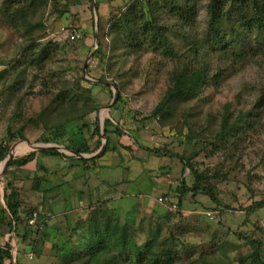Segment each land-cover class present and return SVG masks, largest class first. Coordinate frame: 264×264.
<instances>
[{"label":"rangeland","instance_id":"obj_1","mask_svg":"<svg viewBox=\"0 0 264 264\" xmlns=\"http://www.w3.org/2000/svg\"><path fill=\"white\" fill-rule=\"evenodd\" d=\"M130 1L99 0L97 8L92 0H82L78 4H74L76 0H71L73 4L68 12L61 13L66 8V1L56 3L50 0L47 8L39 9L33 19L36 27L32 34L36 43L52 42L48 50L53 59L40 69L36 65H28V40L22 37L23 29L9 26L5 15L7 0H0V72L4 73L0 79V138L10 131L23 133L25 139H17L11 144V148L15 146L16 156L32 151L29 144H45L38 139L46 132V124L50 123L48 113L53 109L51 104L57 78L50 81L52 72H62L65 78L70 79L76 77L81 68L83 74L84 64L88 61L87 76L93 80L111 81L114 71L124 74V78L120 79L123 80V100L119 110L111 111L118 100L107 109L114 98L112 87L109 89L105 88L106 85L96 84L91 88L90 83L93 82L88 79L90 83H84L85 88L91 90L89 100L101 106L96 114L87 116L82 123L88 122L94 129L97 118L101 137L106 119L111 120V130L120 126L124 131L123 137L115 133L111 134L114 137L110 136L113 141L111 149L117 148L116 152L110 150L95 162L87 164L74 161L73 164L78 165L72 169L70 160L40 153L26 168L17 172L11 170L0 178V244H9L13 254L5 264H17V259L21 264H62V258L57 257L55 238H59L58 243L68 239L69 246L77 245L81 234L88 228L86 221L92 215L93 206L96 207V202L104 199L105 189L100 187L104 180L110 183L119 175L125 180L137 176L133 184L127 183L129 188L135 190L147 181L144 194L149 193L154 198L162 192L169 193L163 187L166 183V187L170 185L173 188L169 196L179 202L178 188L183 179L192 185L196 176L180 158L157 155V149L163 153L191 157L194 168L206 177L204 181L215 186V193L221 202L218 206L204 194L194 196L188 193L182 201L184 219L171 216L169 220L170 217H164L169 222L166 232L173 229L181 235L182 245L187 246L179 264H242L240 259L253 249L248 239L262 243L264 259V207L251 209L254 202L264 200V107L245 115L264 92V36L260 44L253 42V36H250L251 41L249 43L247 39L245 47L250 55L243 52L240 58L234 53L209 54L207 50L203 51L212 73L218 66L224 70L220 86L205 88L195 98L176 102L172 116L159 120L151 115L168 90L173 64L162 59L158 53L149 51L135 56L125 55L123 50L114 52L110 65L107 63L111 54L110 22L119 13V8H124ZM11 3L13 1H8L7 6ZM206 6L207 0H201L194 30L196 37H202L207 32ZM74 30L82 36L78 42L67 38ZM97 45H101L103 53L96 56ZM233 45L242 48L238 44ZM254 46L259 49L249 51L248 48H256ZM92 51L94 55L88 59ZM111 65H114L112 71ZM23 69L25 71L21 73ZM227 112L231 114L230 121L239 115L245 116V119L240 123L238 136L219 141L217 134ZM74 127L69 125V132ZM83 131L94 152L81 154L97 153L104 139L96 150L100 138L96 136L93 139L87 130ZM64 153L74 155L68 151ZM194 153L196 155L193 156ZM41 166L57 173L48 174ZM36 173L49 175L39 192L32 188ZM72 174L76 178L74 181ZM10 181L19 191L22 209L23 219L18 223V231L22 232L26 225L25 210L36 207L45 216V221L29 224L25 239L9 226L6 200L10 193L7 190ZM87 186L96 189L90 192L85 190ZM137 203V198L113 197L102 206L101 211L107 215L109 209H114L119 216L126 217V207L130 209L137 205L138 212H135L138 219L143 215ZM215 209L219 210V215L214 220L203 215L207 210ZM160 214L170 215L155 211L150 217L158 218ZM162 218L155 222H160L165 230ZM39 229L41 231L37 232ZM140 236L144 238L145 232H140ZM189 252L192 254L187 255Z\"/></svg>","mask_w":264,"mask_h":264},{"label":"trees","instance_id":"obj_2","mask_svg":"<svg viewBox=\"0 0 264 264\" xmlns=\"http://www.w3.org/2000/svg\"><path fill=\"white\" fill-rule=\"evenodd\" d=\"M8 1H13L7 6ZM50 0H7L5 2L7 22L11 28L22 30V37H26L28 44L26 49L28 53V65H36L40 69L45 66V63L52 60L48 47L52 44L51 41L46 43H36V39L32 34V30L36 27L33 22L34 17L41 8H47ZM59 3V0H53ZM66 1V8L61 12H68L69 6L73 4L71 0ZM82 0H76L74 4L80 3ZM201 0H131L124 8H119V13L111 20L109 26V36H111V54L109 62L113 57L114 52L123 50V54L141 55L146 52L158 53L162 59L169 60L172 64L170 72V85L162 100L157 104L152 112L153 118L159 120L168 119L172 116V109L176 102L180 100H189L195 98L199 93L208 87H218L224 77V70L216 68L215 72L210 71L209 60L203 51L207 53H234L238 58L242 53L249 52L245 50L247 39L249 43L253 36V42L260 44L264 36V0H207L206 13L207 32L202 37H196L194 30L200 13ZM99 0H96V7L99 8ZM57 10V7H56ZM100 19V18H99ZM99 29L101 24L99 23ZM81 39V38H80ZM80 39H76L78 42ZM233 43L240 45L242 48L235 47ZM57 46V44H55ZM256 47V46H254ZM25 49V48H24ZM249 51L257 50L256 48H248ZM102 54L101 45L96 51V56ZM250 55V54H249ZM114 69L111 65L110 70ZM26 70V68H25ZM21 70V73L25 71ZM82 72V68L80 69ZM8 72V71H7ZM76 77L67 79L62 72H52L50 77L53 81L57 78L52 104L53 109L48 113L50 123L46 124V132L39 137V142L45 144L65 145L79 153H93V148L90 147V141L84 137V131L87 130L92 138L98 137L100 141L98 150L101 146L102 137L98 126V119L92 123L95 128H91V124L83 122L87 116L96 114L100 108V104H93L90 98V88H85L84 83H90L83 77L82 73ZM4 73L0 72V79ZM124 74L120 71H114V76L111 81L115 83L119 90V99L111 108L112 110L120 109L122 97V81L120 80ZM49 77V79H50ZM105 79V78H103ZM102 81V80H101ZM104 81V80H103ZM91 88L96 87V84L90 83ZM105 88L111 89L110 85ZM82 101V102H81ZM264 107V92L259 96L256 105L245 115H248L254 109ZM42 116V115H41ZM231 114L227 112L223 116L220 131L217 134L219 141L238 136L240 123L245 116L239 115L233 121H230ZM111 120L106 119L104 122V134L107 138V145L102 156L94 158H79L74 155H68L54 149L32 150L22 156H16L10 164L9 171L17 172L19 169L26 168L29 164L36 160L38 154L56 155L62 159L71 161V169L75 168L73 162H83V164L95 162L103 157L107 152L117 151V148L110 146L113 141L110 137L112 133L122 135L124 131L120 126H116L115 130L110 129ZM74 125V130L69 132L68 126ZM95 130V132H94ZM17 139H25L21 131L9 132L6 136L0 138V167L8 156L11 144ZM136 141V139H134ZM38 142V141H37ZM100 145V146H99ZM129 145V144H128ZM125 146V145H124ZM129 147V146H126ZM160 156H173L180 158L185 163L186 168L196 176L195 182L190 185L187 180L183 179L181 186L178 188L180 192V200L177 202L179 211L173 213L169 210L170 215L160 214L158 218L142 216L137 219L136 212L125 214L126 217H121L114 209H109L107 215L101 211L102 206L107 200H98L96 207L93 206L91 217L87 219L88 228L81 234L77 245L72 247L68 245V239L58 243L59 238H55L54 243L57 250V257L62 258V264H179L183 260L181 255L187 246H183V240L173 229L166 232L169 228L165 216H174L179 219H184L182 204L183 198L188 193L194 196L204 194L210 200L221 205L220 200L215 193V186L204 181L206 177L194 168L191 163V157L185 158L184 155L178 153H163L160 150H155ZM196 153L193 154V156ZM42 170L50 173L45 167H40ZM49 175L35 174L33 177L32 188L39 192L42 184L47 181ZM67 182V181H66ZM7 190L10 191L7 197V211L9 212V226L13 231H18V223L22 222L21 203L19 202V191L15 188L13 182L7 184ZM172 191V190H170ZM170 193V192H169ZM162 194L169 196L170 194ZM174 198V197H173ZM264 207V200L256 201L252 204L251 209ZM5 209V213H6ZM114 210V212H113ZM169 211V212H168ZM212 211V210H207ZM206 211V212H207ZM219 215V210H214V218ZM37 213V222L45 221V216L37 211L36 207L25 210L26 225L22 232L17 234L23 239L27 237L29 231V220ZM44 217V218H43ZM163 217V218H162ZM165 220V230L158 219ZM84 225V224H83ZM41 230H37L40 232ZM187 231V230H186ZM185 231V232H186ZM140 232H145V237L140 236ZM185 235V233H184ZM241 236L242 234H238ZM178 236V237H177ZM252 245L251 252L240 259L242 264H264L261 245L258 240L248 239ZM55 250V251H56ZM56 253V252H55ZM189 252L187 255H191ZM12 247L9 244H0V264H5L7 259H12ZM17 264H21L17 259Z\"/></svg>","mask_w":264,"mask_h":264},{"label":"crops","instance_id":"obj_3","mask_svg":"<svg viewBox=\"0 0 264 264\" xmlns=\"http://www.w3.org/2000/svg\"><path fill=\"white\" fill-rule=\"evenodd\" d=\"M111 137H114V136H111ZM126 145H128V144H126ZM112 152H115V151H112ZM124 168H125V166H124ZM129 170H131V169L129 168ZM72 176H73V181H74V179H76L74 177L75 175L72 174ZM136 178H137V176L135 178H133V179L131 177H128L125 180V177H120V175H119L118 177H116V179H115L114 182H110L109 183L108 180H107L108 182L106 180L102 181L100 187H102V190L105 189L104 192H103V194H104L105 197L103 196L104 199H102V200H107V202L109 203L112 200L113 197H115V198H121V199L123 197H133V198H137L138 199V203L140 204V207H141V214L143 216H146V217H150V215H152V213H154L155 211H158V212L159 211L160 212L164 211L165 208L162 207L161 205H159L158 203H156L157 202V197L158 196H161L163 192L160 193L156 198L151 197L149 195V193L144 194V192L146 190L144 188H147L148 187L147 181H143L141 187H138L135 190H132L131 188H129V186H128L127 183L133 184L134 181L136 180ZM135 183L137 184V182H135ZM158 187L160 188L161 187V184L158 185ZM163 187L166 190H169V192H170V190L173 189L172 186H170V185H167V187H166V183L163 184ZM93 189H96V187H93V188H90L88 186L85 187V190L90 191V192H92ZM150 190H152V189L150 188ZM164 192H166V191H164ZM85 193H86V191H85ZM139 204H138V207H139ZM136 206L134 208H130V209H128L126 207L125 210L130 211V212H133V211L138 212V209H137Z\"/></svg>","mask_w":264,"mask_h":264},{"label":"water","instance_id":"obj_4","mask_svg":"<svg viewBox=\"0 0 264 264\" xmlns=\"http://www.w3.org/2000/svg\"><path fill=\"white\" fill-rule=\"evenodd\" d=\"M92 4L95 7L96 1L92 0ZM96 41H97V44H98L99 43L98 34L96 36ZM97 46H99V45H97ZM94 51L91 52V54H90L88 59H90L94 55ZM87 64H88V61L84 64V67H83V75H84V77L86 79L90 80L91 82H93L95 84H98V85L101 84V85H106V86L110 85L113 88L114 98H113L112 102L107 106V109L109 110L111 108V106L118 100V98H119V90H118L117 86L115 85V83H111V82H108V81H97V80H93L90 77H88L87 76V72H86ZM100 122H101V120H100ZM102 136H103L102 138L104 139L102 147L100 148V150L97 153L92 154V155H84V154H81V153H79V152H77V151H75L73 149H70V148L62 146V145H57V144H29V145H31L33 150L54 149V150H58L60 152H64V151L67 152L68 151L71 154H74L75 156H77L79 158L88 159V158H94L96 156H99L105 150L106 145H107V140L105 138V134L104 133H102ZM14 148H15V146H13L11 148V150L8 153V156L6 157V159L3 162L2 167H0V178H2L5 175L6 171L10 167L11 162L13 161L14 157L16 156V154L14 153Z\"/></svg>","mask_w":264,"mask_h":264},{"label":"built area","instance_id":"obj_5","mask_svg":"<svg viewBox=\"0 0 264 264\" xmlns=\"http://www.w3.org/2000/svg\"><path fill=\"white\" fill-rule=\"evenodd\" d=\"M69 37V38H68ZM82 36L80 32L74 30L73 32L69 33L67 38L71 41H75L76 39H80ZM157 202L160 203L162 206L165 207L166 210H169L170 212H177L179 211L177 202L173 199L171 196H158ZM206 215L209 218H214L215 213L212 211H207ZM37 221V213H34L33 217L29 220L30 225H35ZM58 239V238H57ZM32 257V256H31Z\"/></svg>","mask_w":264,"mask_h":264}]
</instances>
